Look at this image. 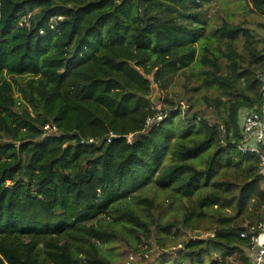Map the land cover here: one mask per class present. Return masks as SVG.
<instances>
[{
	"label": "trees",
	"instance_id": "trees-1",
	"mask_svg": "<svg viewBox=\"0 0 264 264\" xmlns=\"http://www.w3.org/2000/svg\"><path fill=\"white\" fill-rule=\"evenodd\" d=\"M245 1L264 16V0ZM199 7L0 0V264H111L101 246L116 241L143 264L152 232L197 233L179 243L189 264H251L264 177L238 145L244 112L264 101V45L223 20L212 47ZM176 76L183 91L169 95ZM46 124L60 133L42 138ZM148 186L181 215L161 222L172 203Z\"/></svg>",
	"mask_w": 264,
	"mask_h": 264
},
{
	"label": "rangeland",
	"instance_id": "rangeland-1",
	"mask_svg": "<svg viewBox=\"0 0 264 264\" xmlns=\"http://www.w3.org/2000/svg\"><path fill=\"white\" fill-rule=\"evenodd\" d=\"M200 2L199 12H201L200 22L202 25L201 32L204 36L210 37L208 42L212 47L217 46L216 37L214 35V30L221 25L223 20H227L231 23H246L252 26V28L257 32L260 42L259 46L264 45V16L251 11L246 5L245 0H197ZM183 80L179 76L173 79L172 85L169 90V95H175L183 91ZM201 93H199L200 95ZM161 99L163 92L160 93ZM161 101V100H160ZM160 105V104H159ZM158 105V106H159ZM182 109L185 105L181 103ZM177 117L174 118V123L176 124ZM178 129L174 128L176 133ZM177 137L174 136L173 139ZM144 194L151 195L156 198V200H165L164 205L167 206L168 203H172L164 212L161 217V222L169 219L172 216H180L182 211L179 208L180 201L175 197L173 200L168 197V193L164 192L158 188L148 186L145 189ZM179 236H167L165 234L159 233L156 235L152 232V238L149 239L148 245L149 251L144 253V259L147 263L143 264H189V260L183 257L178 251L182 240L186 239L188 236H197L195 232H180ZM126 234V231H125ZM128 235V234H126ZM129 236V235H128ZM204 236V234H202ZM129 241L133 243V239L129 237ZM159 241V242H158ZM103 252L107 253L106 256L111 261V264H142L140 262L141 254H134L130 252L121 241L105 243L102 246ZM146 247V245H144ZM249 251V250H248ZM166 254V257L162 255ZM217 255V252H214ZM249 254H251L249 252ZM183 257V258H182ZM211 261V256L204 255L195 264H209Z\"/></svg>",
	"mask_w": 264,
	"mask_h": 264
},
{
	"label": "built area",
	"instance_id": "built-area-1",
	"mask_svg": "<svg viewBox=\"0 0 264 264\" xmlns=\"http://www.w3.org/2000/svg\"><path fill=\"white\" fill-rule=\"evenodd\" d=\"M30 13L24 15L21 19V25H28ZM61 19V17H58ZM42 32V31H41ZM264 79V77H263ZM264 89V87H263ZM264 96V93H263ZM157 119H161L160 115H157ZM152 119H147V124L151 123ZM241 126L244 134L243 141L238 145V149L243 152H253L259 156L260 175L264 177V101L260 107H253L247 109L242 118ZM60 131L55 125L46 124L43 126L42 138L47 135H58ZM113 137V134H110ZM81 142L92 143L93 138L83 139ZM264 191V183L262 186ZM243 235V234H242ZM249 254L251 264H264V221L259 224L258 232L251 236L250 239ZM257 246L258 250L254 251L253 248Z\"/></svg>",
	"mask_w": 264,
	"mask_h": 264
},
{
	"label": "water",
	"instance_id": "water-1",
	"mask_svg": "<svg viewBox=\"0 0 264 264\" xmlns=\"http://www.w3.org/2000/svg\"><path fill=\"white\" fill-rule=\"evenodd\" d=\"M145 98L151 102L152 105L158 106L161 100V95L157 87L154 85V83L151 81L150 85V94L145 96ZM254 251L258 250V247L255 246L253 248Z\"/></svg>",
	"mask_w": 264,
	"mask_h": 264
}]
</instances>
